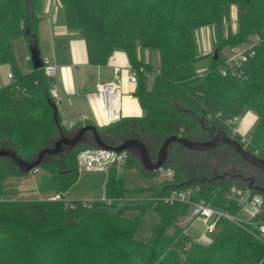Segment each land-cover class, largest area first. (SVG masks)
Listing matches in <instances>:
<instances>
[{"label": "trees", "instance_id": "16d2710c", "mask_svg": "<svg viewBox=\"0 0 264 264\" xmlns=\"http://www.w3.org/2000/svg\"><path fill=\"white\" fill-rule=\"evenodd\" d=\"M61 2L68 27L79 30L86 41L91 64H107L120 49L127 53L136 71L135 95L145 115L122 119L120 126L127 127L125 123L131 122L142 134L201 140L198 135L211 130L213 122L224 123L232 136L234 118L253 109L258 121L248 132L249 150L264 157V0ZM41 6L42 0H0V65L10 64L14 75L8 84L0 81V146L13 147L23 158L33 157L59 135L53 116V78L43 68L35 69L31 58L30 70L23 73L13 46L19 36H24L28 44L30 33L38 38ZM233 6L236 30L232 27ZM203 26H211L214 31L217 53L210 56L200 51L195 36ZM254 37L260 39L255 54L245 62L247 78L223 74L224 49L251 42ZM139 46L158 51V64L139 59ZM208 56L209 63L199 67L198 63ZM58 118L64 130L73 129L62 123L60 113ZM233 137L241 141L240 134ZM176 146L194 152L179 142L170 148ZM85 147L78 145L68 156H55L40 166L50 171L56 193L63 194L78 181L77 154ZM123 166L159 176L158 171H145L130 152ZM164 167L173 170V176L134 189L146 194L136 200L128 197L131 189L118 175L116 165L107 174L104 190L112 199L110 203L101 198L20 199L8 195L5 180L27 173L0 158V264H264V242L256 236L253 225L223 219L210 241L198 240L182 223L191 216L190 204L160 199L175 189L192 186L193 199L203 198L238 216L242 211L240 195H231L230 188L248 184L226 176L186 181L181 166L167 161ZM150 207L157 210L160 219L150 240L137 239L141 217ZM129 208H137L139 216H126ZM262 211L250 220L262 221Z\"/></svg>", "mask_w": 264, "mask_h": 264}, {"label": "rangeland", "instance_id": "374dc122", "mask_svg": "<svg viewBox=\"0 0 264 264\" xmlns=\"http://www.w3.org/2000/svg\"><path fill=\"white\" fill-rule=\"evenodd\" d=\"M232 27L233 30L237 25V14L236 7L233 6L232 11ZM224 34H227L226 25ZM212 35L210 43L214 41V31L211 26H203L195 31V36L198 42V46L201 52H203V44L206 42L208 37ZM249 43V42H248ZM248 43H243L235 47H240ZM16 50L18 56L23 58V54L18 49V44L15 42ZM233 47H226L224 49L225 53H228L232 50ZM120 50V49H118ZM214 42L212 45H209L207 49L209 56L212 52L215 51ZM158 53L156 50H150V53ZM28 50L24 55L28 54ZM29 55V54H28ZM44 56V52H43ZM209 56L204 58L198 66H205L209 63ZM44 58V57H43ZM8 70H12L10 64L0 65V78L3 84H8ZM154 76L150 77V80L153 81ZM79 118H66V127H71L72 121H78ZM235 119L234 127L237 128L241 124L243 119L248 121H253L254 124L258 121V115L253 109H247L241 116H238ZM231 123V120H229ZM127 127L121 126L113 128L116 133L111 143L117 144L118 140L123 138V140L130 137H141L145 139V142L150 146L151 155L153 158H157L158 151L165 137L160 136L155 133L151 134H142L138 125H132V123H125ZM213 128L208 131H202L198 138L201 140H209L210 133L212 130L216 134L220 131H225L227 135H231V131L228 126L224 123L213 122L211 123ZM131 126V127H130ZM107 132H105V135ZM223 134V133H222ZM107 136V135H106ZM143 136V137H142ZM206 138V139H205ZM121 140V142L123 141ZM170 163L174 162L177 165L181 166L184 170L185 180L189 181L190 179H199L207 178L213 179L221 176H226L232 179L237 183H246L252 185V187H262L264 189V170L254 166L253 164L247 162L232 146L223 145L220 148L209 150V151H189L182 148L172 147L169 150L168 159ZM143 169V168H142ZM173 171L171 174H161L160 177H152L146 175L138 167H124L123 165L118 169V175L124 177L126 180L127 187L131 189L128 192V197L131 199H137L141 196L146 195L143 192H136L134 189L150 186L155 181H161L164 179H169L173 176ZM244 177V178H243ZM255 177L256 180H254ZM107 180L106 171H97V170H87L82 167L79 169V178L75 185H73L68 191L65 192L66 198L82 197L84 199H100L104 195L105 184ZM7 193L10 197L20 198V199H37L39 195L44 198H50L51 195L56 193V188L53 185L52 175L49 170L43 167H37L35 172H28L24 175H13L5 180ZM264 195V192L261 193ZM257 211V206L254 201L249 202L242 209L238 218L243 221L249 220ZM125 215L128 217H137L139 216V210L137 208H129L125 211ZM264 217V209L262 211ZM191 217V216H190ZM160 217L157 210L153 207L147 208L144 214L141 217V222L138 231L136 232V238L144 241L151 239L153 229L158 223ZM190 218H188L189 220ZM206 230L205 222L199 218L194 217L189 225H187V231L196 239L201 240L204 237ZM212 237V236H211ZM208 239L206 238V241Z\"/></svg>", "mask_w": 264, "mask_h": 264}, {"label": "crops", "instance_id": "0c3cea01", "mask_svg": "<svg viewBox=\"0 0 264 264\" xmlns=\"http://www.w3.org/2000/svg\"><path fill=\"white\" fill-rule=\"evenodd\" d=\"M39 16L38 39L41 56L51 59L57 65L52 91L59 95L60 100L57 105L63 119L85 116L87 120L84 124L94 123L97 126L104 127L102 131H106L113 136L116 134L113 128H116V126L117 128L121 127L122 119L145 115V110L135 95L137 83L131 82L129 78V73L134 69L125 51L116 50L105 65L91 64L88 58L86 41L79 30L68 27L66 12L61 0H42ZM236 29L237 25L234 30ZM211 38L212 35L203 44V53L208 52L209 45H212L213 42L210 43ZM15 42L18 44V49L22 52L23 58L18 56ZM13 46L20 70L23 73L28 72L31 66L30 51L26 38L24 36L17 37L13 41ZM26 50H28L29 55H24ZM138 57L155 65L159 61V53L152 54L149 49L142 46L138 47ZM116 66L121 68L119 74L115 72ZM10 71L8 70L7 76ZM7 82H10V79ZM100 82L119 84L120 94L116 97V91H113V89L108 90L106 104L104 97L100 95L98 90V83ZM149 82L152 84V80L149 79ZM130 93L134 96L130 97ZM254 125L252 120L243 119L237 129L242 133H247ZM62 195L66 198L65 192ZM36 198L49 199L40 195ZM66 199L84 198L78 196ZM188 218L190 219L188 220ZM193 218V216H188L182 223L187 227Z\"/></svg>", "mask_w": 264, "mask_h": 264}, {"label": "built area", "instance_id": "2783aa9c", "mask_svg": "<svg viewBox=\"0 0 264 264\" xmlns=\"http://www.w3.org/2000/svg\"><path fill=\"white\" fill-rule=\"evenodd\" d=\"M259 37H254L251 42L248 44H245L240 47H233L231 51L228 53H225V60L221 65V72L223 74H226L228 72L232 73L235 76L247 78V74L244 69L245 62L255 54V45L259 41ZM43 69L47 76L51 79V84L54 85V77L57 71V65L49 58H43ZM143 69V68H142ZM115 72L119 74L121 72V68L119 66L115 67ZM8 78L10 81L14 78L13 73L10 71L8 73ZM130 81L133 83L138 82L136 71L133 70L129 73ZM1 81V78H0ZM2 83V82H1ZM53 87V86H52ZM118 88V93H117ZM116 91L115 96L117 97L118 94H120V85L114 82H100L98 83V90L100 95L104 97L105 102L107 104V92L108 90ZM52 94L55 98L56 103L58 104L60 98L57 93ZM130 97H133L134 94L130 93ZM87 118L85 116H82L78 119V121H72L70 128H75L79 125H84ZM236 122L235 120L233 121ZM62 123L66 125V120L63 119ZM240 134L241 135V143L243 146L249 150V144H250V138L247 133L240 132L237 128H233V135ZM232 135V136H233ZM254 153V152H253ZM254 154L258 155L257 152ZM129 155V151L123 150V151H116L106 148H100V147H85L81 149L77 154V161L79 168L82 167L87 170H97V171H106L107 174L109 173L111 167L116 165L118 168L127 161ZM259 156V155H258ZM264 158V157H263ZM37 168L33 169L32 172H35ZM158 171V177H160L161 174H171L173 170L166 169L164 166L157 169ZM197 190L199 187L196 188ZM193 191L194 188L192 186H185L182 188L175 189L171 191L168 194H165L160 197V199L168 202V203H175V202H186L190 204L191 206V216L193 217H199L201 218L205 224H206V230L204 237L201 239L203 241L208 239L207 241L211 240V235H213L220 226V223L223 219H229L232 221H236L240 224L243 222H247L250 225H253L256 228V236L264 242V219L260 222H252L250 219L247 221L240 220L238 216H233L230 213H228L225 210H222L218 207H215L211 204H209L205 199H193ZM231 195H240L239 203L242 209L245 207L246 204H248L251 201H254L255 205L257 206V211L264 209V195L259 192H254L252 187L249 185L247 187H241L238 184L231 185L230 188ZM151 199H154V197H149ZM51 199L54 200H60L64 199L63 195L60 193H55ZM108 203L112 201L111 198H108L105 195L101 198ZM68 200V199H66ZM68 205V203H67ZM254 214V215H255ZM253 215V216H254Z\"/></svg>", "mask_w": 264, "mask_h": 264}, {"label": "water", "instance_id": "95a60500", "mask_svg": "<svg viewBox=\"0 0 264 264\" xmlns=\"http://www.w3.org/2000/svg\"><path fill=\"white\" fill-rule=\"evenodd\" d=\"M27 32L30 33L29 31ZM28 48L34 68H43V57L41 56L39 39L32 33H30ZM52 106L54 110L53 116L59 128V135L49 144L42 147L33 157L23 158L13 147L0 146V158H6L21 173H28L42 166L55 156H68L76 146L81 144L88 147H100L116 151L127 150L137 156L139 163L145 171L154 172L167 162L169 148L174 142H179L186 148L194 151H209L217 146L227 144L232 146L247 162L264 170V158L246 149L240 141L231 135L223 134L209 140H195L179 135H169L162 142L157 158H153L150 146L139 137H130L114 144L104 138L103 131L94 123H87L71 130H64L59 123V108L57 103L52 102ZM258 189L264 192V189Z\"/></svg>", "mask_w": 264, "mask_h": 264}, {"label": "flooded vegetation", "instance_id": "af4514ba", "mask_svg": "<svg viewBox=\"0 0 264 264\" xmlns=\"http://www.w3.org/2000/svg\"><path fill=\"white\" fill-rule=\"evenodd\" d=\"M105 132L106 131H103V136H104V138H106V140L107 141H112L113 140V138H112V135H110L108 132H107V136L105 135ZM226 134V132L225 131H220V133H218V134H216V132L214 131V130H212V132L210 133V139H212V138H216V137H219V136H222L223 134ZM114 137V136H113ZM121 140H123V138H121V139H119L118 141H120L121 142ZM91 141V140H90ZM224 145H227V144H224ZM221 146H223V145H220V146H217L216 148H214V149H217V148H220ZM213 150V149H212ZM263 170V169H262ZM252 178H254V180H256V178L255 177H252ZM263 184H264V181H263ZM250 185V184H249ZM250 186H252V185H250ZM258 188V187H257ZM260 188H262L261 186H260Z\"/></svg>", "mask_w": 264, "mask_h": 264}]
</instances>
